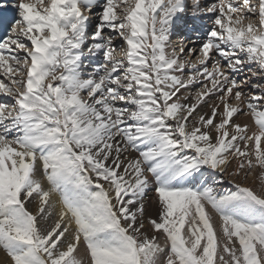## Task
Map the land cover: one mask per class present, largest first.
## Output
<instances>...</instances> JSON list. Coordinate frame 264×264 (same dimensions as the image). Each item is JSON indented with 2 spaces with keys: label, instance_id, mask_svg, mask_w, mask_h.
<instances>
[{
  "label": "snow or ice",
  "instance_id": "obj_1",
  "mask_svg": "<svg viewBox=\"0 0 264 264\" xmlns=\"http://www.w3.org/2000/svg\"><path fill=\"white\" fill-rule=\"evenodd\" d=\"M0 252L264 264V0H0Z\"/></svg>",
  "mask_w": 264,
  "mask_h": 264
},
{
  "label": "bare ground",
  "instance_id": "obj_2",
  "mask_svg": "<svg viewBox=\"0 0 264 264\" xmlns=\"http://www.w3.org/2000/svg\"><path fill=\"white\" fill-rule=\"evenodd\" d=\"M97 11V10H96ZM93 19H95V17L93 18ZM116 43H118V41L116 42ZM201 111H204V110H206V109H200ZM243 117V116H242ZM247 118V119H246ZM245 119L244 118H242L241 119V117H240V119L241 120H239V119H237L238 120V122L239 123H241V124H248L250 127H252V121L250 120V118L249 117H246ZM245 120V121H244ZM254 176H255V174L253 175V176H250L249 178H248V182L249 183H251V181H252V179L254 178ZM224 181H225V184L227 185H229V180H228V177L227 176H224ZM247 183V182H246ZM257 183H259V181L257 180ZM227 185V186H228ZM247 185H249V186H253L252 184H248L247 183ZM151 195V194H150ZM53 199V202H56V198L55 197H53L52 198ZM29 208H30V210H32L33 212L35 211V207L34 206H32V205H30L29 206ZM59 209V204L58 203H56V210H58ZM218 224V223H217ZM83 253V249H81V254ZM5 260V256H4V253L3 252H0V262H3Z\"/></svg>",
  "mask_w": 264,
  "mask_h": 264
},
{
  "label": "rangeland",
  "instance_id": "obj_3",
  "mask_svg": "<svg viewBox=\"0 0 264 264\" xmlns=\"http://www.w3.org/2000/svg\"><path fill=\"white\" fill-rule=\"evenodd\" d=\"M240 117H241V119L242 118H246L245 116H239L237 119H239V120H241L240 119ZM247 119V118H246ZM245 119V120H246ZM244 120V121H245ZM237 122H238V120H237ZM228 180H229V178H228ZM248 184H252L253 186H255V184H257V180L256 181H254V178L252 179V181H251V183H249L248 182V180L246 181ZM246 183V184H247ZM226 185V184H225ZM228 185V184H227ZM226 185V186H227ZM229 186V185H228ZM156 214H157V207H156V205L154 204V203H152V201H151V199L149 200V202H148V208H147V215H151V216H153V217H155L156 216ZM217 223H218V221H217ZM159 242L161 243V245H163L164 243H165V241H164V238L161 236V237H159Z\"/></svg>",
  "mask_w": 264,
  "mask_h": 264
}]
</instances>
